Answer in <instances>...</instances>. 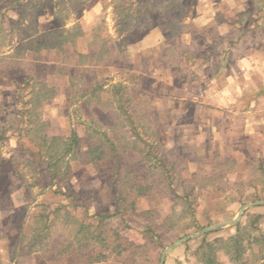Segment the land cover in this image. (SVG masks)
I'll use <instances>...</instances> for the list:
<instances>
[{
	"label": "rangeland",
	"instance_id": "obj_1",
	"mask_svg": "<svg viewBox=\"0 0 264 264\" xmlns=\"http://www.w3.org/2000/svg\"><path fill=\"white\" fill-rule=\"evenodd\" d=\"M102 7L104 11L100 10ZM156 7L148 6L150 27L125 34L116 32L118 24L106 12L107 5L98 6L103 14L96 17L99 23L96 37H103L108 47L115 46L120 73L102 81L110 84V80H124L130 84L132 96L144 95L143 99L131 102L140 115L136 120L143 125L140 132L151 143L154 153L150 159L144 155L142 165L130 168L133 181L153 183L148 196L140 201L135 199L136 191L130 187L132 182L127 172L116 168L112 161L95 165L80 162L66 178L52 181L38 155L39 148L13 118L20 114V90L26 74L16 70L15 64L0 65V70L5 67L9 72L0 80V124L14 126L0 142V264H90L102 253L108 259L98 263L160 264L162 251L170 245L206 227L231 221L247 204L264 201V90L247 93L239 110L226 115L229 128L236 125L238 117L249 120L247 130L253 133L252 138L221 129V106L216 104L212 106L215 111L207 112L197 106L205 100L199 93L208 88L212 68L190 61L179 77L159 71L160 62L169 66V60L175 59L181 43L169 38L168 32L158 30L157 25L166 19L162 14L166 10L160 14ZM258 7L259 0H253L249 12ZM249 22H253L251 18ZM97 38L89 35L83 48L99 42ZM250 38L252 41L251 36L244 42L249 44ZM125 59L136 66L128 67ZM55 70L49 68L47 74ZM136 73H142V78ZM77 74L78 78L71 81L68 104H61L62 109L54 105L47 108L46 115L57 121L53 131H67L79 121H88L114 136L123 134L121 130L109 129L117 120L114 110L104 114L92 111L86 98L79 96L82 91L89 93L84 84L94 82L93 70ZM156 92L169 93L171 105L157 101ZM189 92L193 94L190 97ZM181 96L191 102L180 106ZM198 117L202 121L196 122ZM175 125L180 128L173 132L167 147L173 141L177 146L169 151L164 144L169 139L165 133L173 131ZM198 131L202 135L200 140ZM100 216L109 217L104 223L111 236L108 241L111 246L107 248L106 244L96 242L85 247V242L77 239L78 226L82 222L98 225ZM239 224L250 234L245 264H264V206L247 209ZM148 229L153 230L154 236ZM236 233V227H226L207 234L206 240H226ZM116 234L123 239L120 255L117 254L120 249H114ZM202 239L191 240L171 252L166 264H201L196 253ZM219 261L235 264L222 252Z\"/></svg>",
	"mask_w": 264,
	"mask_h": 264
},
{
	"label": "crops",
	"instance_id": "obj_2",
	"mask_svg": "<svg viewBox=\"0 0 264 264\" xmlns=\"http://www.w3.org/2000/svg\"><path fill=\"white\" fill-rule=\"evenodd\" d=\"M92 1L93 0H0V65L15 64L16 70L25 72L24 74H26V76L23 78L24 86L20 90L21 95L28 92V90H25V86L28 79L31 77L37 81H43L49 87L55 89L56 93L54 98L46 102L41 109V119L48 124L46 133L49 137L69 139L72 132L75 131L80 140L79 152L81 156L89 151L92 144L100 142L99 140L102 134H106L107 137L116 142L117 146L120 148L119 154L109 156L107 159L95 163L85 159L74 161L71 163V169L68 174L73 170L74 166L80 164V162L95 165L112 161L115 163L116 168L120 170L124 169L127 172L126 175L128 178L130 177L132 185H143L146 183L145 181L143 183H137L135 180H132L131 177H133V174L130 172V168H132L133 165H142L143 156L146 155L145 153L149 150L148 143H151L143 138L140 132V127L143 125L137 124L136 120L139 119L140 115L135 111V126L144 140L143 143H140V152L120 147V143L123 144L125 139L127 141H132L135 140L136 137L132 128L133 126L120 115L117 108L118 105L114 87L118 84H122L125 96L129 97L133 103L136 102V98H138V100L143 99L144 95L134 94V96H132L129 93L130 84L127 83V81L121 80L116 82L114 79L113 81L110 80V84H105L104 81H102L110 78L113 79L115 77L114 75L119 73V71H117L119 68L116 67L115 53L113 51L115 46L109 44L108 47V42H105L103 37H96L99 31V23H97L98 19H96V17L102 15L103 13L101 11L105 10V7H102L100 9L101 11H98V6L102 3L107 5L106 12L110 16L113 15L114 21L116 20L117 22L114 9L117 0H97L94 4ZM131 1H133V3L136 1L137 3L138 0ZM140 1L139 5L143 9L145 3L149 5L153 0ZM155 1H157L155 10H159L160 14L163 9L166 10L162 13L166 16V19L157 25L158 30L168 32V36H171L169 38L177 39L179 40V44L181 43L179 47L180 52L176 50L178 54H175L176 57L174 60H169V66H165L164 62L159 63L158 69L161 74H173L179 77L181 71L185 70V66L188 65L187 63H190V61L207 64V66L212 68L210 70L212 72L207 80L208 88H205L199 93L205 100L203 103L200 102L202 105L198 104L197 106L199 109H203L207 112L208 110L215 111L212 106L218 104L221 106L219 110L220 128H223L226 132L232 130L245 138H252L253 133L247 130L249 124H251L249 120H245L244 116L242 119L238 117L239 119L236 118V125L229 128L226 115L227 113H233L239 110V104L247 93H258L264 90V0H259L260 7L253 12H249L253 0ZM174 2L183 6V18L181 22L183 31L178 32V29H176L177 33L168 25L167 8L166 5L163 6L168 3L173 8ZM178 13H180L179 9L174 14L177 15ZM149 16L148 19L141 24L133 25L124 30L121 29L120 25H117L116 32L125 34L134 29L150 27L151 23L149 22ZM250 18L253 21L252 23L249 22ZM55 31L60 32V35H57L58 37L62 35L60 39L61 48H53L51 46L58 41L55 36L51 35V33ZM68 31L70 32V36L67 34ZM89 35L99 39V42L98 40L96 43L92 42L91 46L89 43L86 49H84L82 46L83 42L87 41ZM251 36L252 41L250 38L249 44L244 42L246 37ZM111 37L115 38L114 35H111ZM49 39H52V41ZM92 47H96L98 50L95 51ZM105 55L107 59L104 57ZM140 60L142 63L143 60ZM125 61L128 62L127 65L130 68L136 66V63L133 64V61H128V59H125ZM135 62H138V60L135 59ZM52 67L56 68V72L47 74L49 73L48 69ZM63 69L75 73H67L66 71L64 72ZM6 70L7 68L5 67L0 70V80L2 78L4 79V76L9 73ZM90 70H93L95 74L94 82H86L84 87L90 89L89 93L82 91V94L79 96L86 98V101L85 99L84 101L90 103L88 107L92 111L94 110L104 114L114 110L117 120L114 124L112 123L109 129L111 131H116L117 129L118 131L121 130L123 134L119 136L115 135V137L107 133V131L102 129V126H98L99 129L95 128L94 124L88 121V123L79 121L78 125H72L67 131H53V127L57 126V121H53L51 117L46 115L48 112L47 108L54 105L56 108L62 109L61 104H68V100L71 98L69 96L72 94L70 89L73 83L71 81L75 80L76 77L78 78L77 73L80 72L83 75L86 71ZM128 72H131V70ZM140 74L142 73H138L137 76L142 78ZM173 83L174 80L172 84ZM183 93L186 95V91ZM156 94L157 101L159 100L167 106L171 105V101L169 100L172 99V97L169 93L159 95V93L156 92ZM192 95L193 94L189 92L187 96L190 97ZM133 97H135V99ZM180 100V106L185 105V102L186 104L187 102H191L187 97L183 96H181ZM156 110L159 111L158 109ZM195 120L196 122L202 121L199 117ZM179 128V126L175 125L173 131L165 133V135L169 137L167 141H164L165 147L168 146L167 142H170V137H172L173 132ZM197 134H199L197 138L199 139L200 137L201 139L202 135L199 131ZM198 142L200 143V141ZM176 146L177 145L173 141V143L170 144V148L167 147V149L172 151ZM38 155L46 164L45 170L50 175L52 181L61 179H53L48 171L46 160L41 156L40 150ZM147 196L148 193L144 196L136 197L135 199H139L140 201Z\"/></svg>",
	"mask_w": 264,
	"mask_h": 264
},
{
	"label": "trees",
	"instance_id": "obj_3",
	"mask_svg": "<svg viewBox=\"0 0 264 264\" xmlns=\"http://www.w3.org/2000/svg\"><path fill=\"white\" fill-rule=\"evenodd\" d=\"M130 0H117L115 5V14L117 18V24L121 26V29H127L133 25H139L149 16V8L147 3H145L144 8L140 7V0L129 4ZM157 1L153 0L152 5L156 6ZM167 8V20L168 25L176 33L177 31H183L181 27V22L183 18V6L174 2L173 8L168 3ZM179 9L180 13L175 15L174 13ZM176 29H178L176 31ZM70 36V32H67ZM55 36L58 41L51 45L53 48H61L60 39L62 38L59 31L51 33ZM25 90H28L26 94L21 95V110L19 115H14L13 118L19 123H21V128L27 132V135L31 138V142L34 143L40 150L41 156L46 160L48 165V171L52 175L53 179L66 178L69 170L71 169V163L74 161H80L85 159L89 162H98L107 159L109 156L117 155L120 152V148L117 146L116 142L112 141L107 137L106 134H102L100 142L97 144H92L89 151L80 155V140L75 131L69 139H64L62 137H49L46 133L48 124L43 122L41 119V109L44 104L54 98L55 89L49 87L43 81H37L34 78H29L25 86ZM115 97L117 101V108L120 115L128 120L133 126V131L136 139L132 141L124 140V143H120V147L127 150H134L140 152V143L144 142L140 133L135 126L136 114L135 110L132 108L131 99L125 96L124 87L122 84H118L114 87ZM128 104V105H127ZM0 105V109H1ZM14 128L7 127V125L0 124V142L7 138V133L9 130ZM149 150L145 153L150 159L154 155L151 144L148 143ZM161 163V159H159ZM162 164V163H161ZM121 168V167H120ZM152 181H147L143 185H131V189L136 191V197L144 196L152 190ZM131 207H135V201L131 202ZM98 225L93 223H81L77 229V239L79 242L84 241L85 247L93 245V243L106 244L107 248L111 246L108 242L111 239L109 236V231L105 230V223L109 217L100 216L98 217ZM149 233L154 236V232L148 229ZM237 233L231 236L229 239H215L214 241H207L208 235L203 237V243L199 247L196 256L201 264H222L219 261V253L226 254L233 263L235 264H245L244 258L248 251L247 247V236L250 235L249 231L242 225L236 226ZM80 237V238H79ZM250 238V236H249ZM256 239V238H255ZM258 239H256L257 241ZM117 246L115 250L120 249L117 254H122L123 239L119 234H116L115 241ZM82 247V246H81ZM124 248V247H123ZM127 247H125V250ZM108 259V255L100 254L97 258H94L89 263H98Z\"/></svg>",
	"mask_w": 264,
	"mask_h": 264
},
{
	"label": "water",
	"instance_id": "obj_4",
	"mask_svg": "<svg viewBox=\"0 0 264 264\" xmlns=\"http://www.w3.org/2000/svg\"><path fill=\"white\" fill-rule=\"evenodd\" d=\"M261 205H264V201H257L255 203H251V204H248L246 206H244L239 215L237 216V218H235L234 220L232 221H228V222H223V223H219V224H216V225H213V226H210V227H207L197 233H194L192 235H189L181 240H179L178 242L174 243L173 245L167 247L162 255H161V259H160V264H166V260H167V256L168 254L173 251L174 249L184 245L185 243L191 241V240H194V239H197V238H200L208 233H211V232H214V231H219L221 229H224L226 227H235L236 225H238V223L240 222V220L242 219V216L243 214L245 213V211L249 208H252L254 206H261Z\"/></svg>",
	"mask_w": 264,
	"mask_h": 264
}]
</instances>
